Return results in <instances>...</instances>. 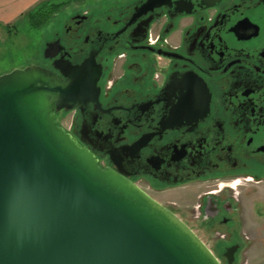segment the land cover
Instances as JSON below:
<instances>
[{
    "label": "flooded vegetation",
    "instance_id": "1",
    "mask_svg": "<svg viewBox=\"0 0 264 264\" xmlns=\"http://www.w3.org/2000/svg\"><path fill=\"white\" fill-rule=\"evenodd\" d=\"M161 1L69 13L33 64L61 82L85 65L86 93L52 105L58 124L235 264L244 200L264 218V0ZM190 187L195 210L168 196Z\"/></svg>",
    "mask_w": 264,
    "mask_h": 264
},
{
    "label": "water",
    "instance_id": "2",
    "mask_svg": "<svg viewBox=\"0 0 264 264\" xmlns=\"http://www.w3.org/2000/svg\"><path fill=\"white\" fill-rule=\"evenodd\" d=\"M66 70L64 82L34 64L0 75V264H221L177 215L58 124L52 105L86 93L76 86L86 66Z\"/></svg>",
    "mask_w": 264,
    "mask_h": 264
},
{
    "label": "rangeland",
    "instance_id": "3",
    "mask_svg": "<svg viewBox=\"0 0 264 264\" xmlns=\"http://www.w3.org/2000/svg\"><path fill=\"white\" fill-rule=\"evenodd\" d=\"M49 1L51 5H59L60 7L51 14L46 25L40 28H34L29 24L28 19H21L11 27L9 33H6V36L0 38V75L15 68H22L36 63L49 31L62 17L69 13L82 11L86 8H95L99 5L113 2V0ZM198 191L199 188L196 187L179 188L170 192L168 196H170L171 200H179L183 205L192 206L194 208L193 210H195L198 204L196 199V195H199ZM246 200H244V214L246 217L238 218L241 225V237L244 241V249L236 256L237 262L235 264H264V218H254L252 213L253 203L257 200ZM180 219L187 223V226L205 243L221 264H228L225 263V257L220 254L213 237L203 234V230L195 222V218Z\"/></svg>",
    "mask_w": 264,
    "mask_h": 264
},
{
    "label": "crops",
    "instance_id": "4",
    "mask_svg": "<svg viewBox=\"0 0 264 264\" xmlns=\"http://www.w3.org/2000/svg\"><path fill=\"white\" fill-rule=\"evenodd\" d=\"M48 5H51L49 0H0V38L19 20L27 19L28 13Z\"/></svg>",
    "mask_w": 264,
    "mask_h": 264
},
{
    "label": "trees",
    "instance_id": "5",
    "mask_svg": "<svg viewBox=\"0 0 264 264\" xmlns=\"http://www.w3.org/2000/svg\"><path fill=\"white\" fill-rule=\"evenodd\" d=\"M59 7V5L42 6L34 12L28 13L26 18L32 27L40 28L48 23L51 14Z\"/></svg>",
    "mask_w": 264,
    "mask_h": 264
}]
</instances>
